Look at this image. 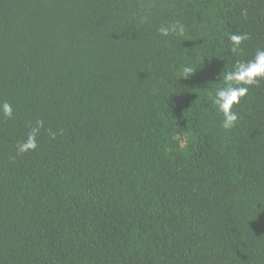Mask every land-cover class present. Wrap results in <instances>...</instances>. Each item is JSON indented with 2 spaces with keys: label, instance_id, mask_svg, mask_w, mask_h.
I'll list each match as a JSON object with an SVG mask.
<instances>
[{
  "label": "trees",
  "instance_id": "trees-1",
  "mask_svg": "<svg viewBox=\"0 0 264 264\" xmlns=\"http://www.w3.org/2000/svg\"><path fill=\"white\" fill-rule=\"evenodd\" d=\"M260 49L264 0H0V264H264Z\"/></svg>",
  "mask_w": 264,
  "mask_h": 264
},
{
  "label": "clouds",
  "instance_id": "clouds-1",
  "mask_svg": "<svg viewBox=\"0 0 264 264\" xmlns=\"http://www.w3.org/2000/svg\"><path fill=\"white\" fill-rule=\"evenodd\" d=\"M177 25L161 26L158 32L161 36H168L170 32H176ZM179 34H183V27L179 28ZM231 41V50L236 52L244 41L249 39L247 34L233 33L229 37ZM196 70L191 66H182L181 77L188 78ZM264 80V49L257 50L254 58L247 61H237L231 71L223 75V85L216 89L213 103L222 114L223 120L221 127L225 130L233 128L239 120V115L234 111V106L239 105L250 87L257 85ZM0 112L6 117L11 118L13 108L8 102L0 104ZM43 127V121L38 120L36 127L31 128L26 140L17 144V154H23L28 151H34L37 147V136L39 129Z\"/></svg>",
  "mask_w": 264,
  "mask_h": 264
}]
</instances>
